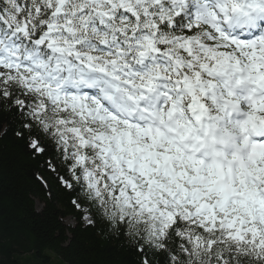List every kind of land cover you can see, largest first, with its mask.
Returning a JSON list of instances; mask_svg holds the SVG:
<instances>
[{
    "label": "snow or ice",
    "instance_id": "snow-or-ice-1",
    "mask_svg": "<svg viewBox=\"0 0 264 264\" xmlns=\"http://www.w3.org/2000/svg\"><path fill=\"white\" fill-rule=\"evenodd\" d=\"M5 142L107 264H264V0H0Z\"/></svg>",
    "mask_w": 264,
    "mask_h": 264
},
{
    "label": "trees",
    "instance_id": "trees-1",
    "mask_svg": "<svg viewBox=\"0 0 264 264\" xmlns=\"http://www.w3.org/2000/svg\"><path fill=\"white\" fill-rule=\"evenodd\" d=\"M46 177L48 197L37 176ZM43 160L0 145V264H107L108 242L85 230ZM70 217L74 225H66Z\"/></svg>",
    "mask_w": 264,
    "mask_h": 264
},
{
    "label": "rangeland",
    "instance_id": "rangeland-1",
    "mask_svg": "<svg viewBox=\"0 0 264 264\" xmlns=\"http://www.w3.org/2000/svg\"><path fill=\"white\" fill-rule=\"evenodd\" d=\"M63 221H64V223L66 224V225H73L74 224V220L72 219V218H64L63 219Z\"/></svg>",
    "mask_w": 264,
    "mask_h": 264
},
{
    "label": "bare ground",
    "instance_id": "bare-ground-1",
    "mask_svg": "<svg viewBox=\"0 0 264 264\" xmlns=\"http://www.w3.org/2000/svg\"><path fill=\"white\" fill-rule=\"evenodd\" d=\"M66 218H69V217H66ZM74 225V224H73Z\"/></svg>",
    "mask_w": 264,
    "mask_h": 264
}]
</instances>
